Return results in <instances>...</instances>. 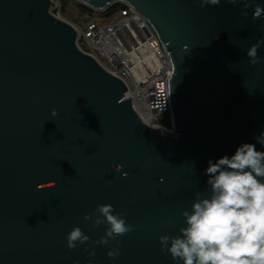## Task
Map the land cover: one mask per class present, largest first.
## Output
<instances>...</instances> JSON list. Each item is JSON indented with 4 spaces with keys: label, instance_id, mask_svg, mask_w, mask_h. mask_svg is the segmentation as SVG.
Wrapping results in <instances>:
<instances>
[{
    "label": "water",
    "instance_id": "1",
    "mask_svg": "<svg viewBox=\"0 0 264 264\" xmlns=\"http://www.w3.org/2000/svg\"><path fill=\"white\" fill-rule=\"evenodd\" d=\"M73 1L127 4L148 22L171 66V130L140 120L52 0H0V264H183L159 237L179 235L195 193L210 194L208 161L242 143L264 151V44L258 64L246 55L264 40V16L252 18L264 0ZM101 204L133 228L107 245L94 243L107 225L83 219ZM73 227L90 239L69 249Z\"/></svg>",
    "mask_w": 264,
    "mask_h": 264
},
{
    "label": "clouds",
    "instance_id": "2",
    "mask_svg": "<svg viewBox=\"0 0 264 264\" xmlns=\"http://www.w3.org/2000/svg\"><path fill=\"white\" fill-rule=\"evenodd\" d=\"M198 2L202 8L221 4V0ZM225 2L233 6L243 3L244 9L251 6L250 0ZM243 15L248 13L245 11ZM262 16L264 7L256 4L252 18L256 20ZM262 44L264 40H258L247 49L246 55L252 65L260 62L258 49ZM52 114H56L55 109ZM255 139L264 147V132ZM205 174L209 177L210 194L202 198L200 192L195 193L191 211L181 213L186 226L179 229L180 234L159 237L162 251L183 264H264V151L258 150L253 143H242L233 155H224L215 162L209 160ZM83 219L92 221L93 227L107 225L105 236L94 242L101 245H107L109 238L115 239L133 230L124 214L115 213L111 204L98 205ZM65 239L67 247L74 249L77 243L84 244L90 238L80 227H73ZM107 255L115 259L119 247L111 248Z\"/></svg>",
    "mask_w": 264,
    "mask_h": 264
},
{
    "label": "built area",
    "instance_id": "3",
    "mask_svg": "<svg viewBox=\"0 0 264 264\" xmlns=\"http://www.w3.org/2000/svg\"><path fill=\"white\" fill-rule=\"evenodd\" d=\"M52 1L55 7L51 13L63 19L61 0ZM107 17L111 21L103 23L102 19L83 28L70 23L78 34L77 47L123 82L127 89L124 99L130 98L142 122L170 131L171 121L168 127L163 126L158 116L170 114L167 78L171 66L154 30L127 4H120Z\"/></svg>",
    "mask_w": 264,
    "mask_h": 264
},
{
    "label": "rangeland",
    "instance_id": "4",
    "mask_svg": "<svg viewBox=\"0 0 264 264\" xmlns=\"http://www.w3.org/2000/svg\"><path fill=\"white\" fill-rule=\"evenodd\" d=\"M62 9L65 11L64 13L61 12ZM59 10L64 20L77 27L83 28L90 23L99 22L102 19L103 23L111 21L107 16L114 13L117 7L112 8L113 12L108 11L104 14L102 12L92 11L73 0H61ZM158 121L161 125L168 127L170 125V114L158 116Z\"/></svg>",
    "mask_w": 264,
    "mask_h": 264
},
{
    "label": "trees",
    "instance_id": "5",
    "mask_svg": "<svg viewBox=\"0 0 264 264\" xmlns=\"http://www.w3.org/2000/svg\"><path fill=\"white\" fill-rule=\"evenodd\" d=\"M119 5H120V4L113 5L112 7H110V8L108 9V11L113 12V11H112V8H114V7H117V8H118ZM61 12L64 13L65 11L62 9Z\"/></svg>",
    "mask_w": 264,
    "mask_h": 264
}]
</instances>
